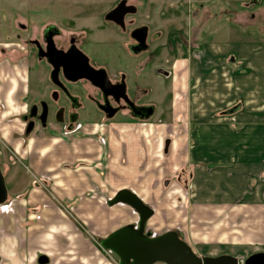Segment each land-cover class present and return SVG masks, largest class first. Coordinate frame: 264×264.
I'll return each mask as SVG.
<instances>
[{"label": "crops", "instance_id": "1", "mask_svg": "<svg viewBox=\"0 0 264 264\" xmlns=\"http://www.w3.org/2000/svg\"><path fill=\"white\" fill-rule=\"evenodd\" d=\"M142 1L133 0L136 4ZM234 1L142 3L149 12L152 4H166L165 9L159 6L162 16L169 10L186 13L201 34L214 20L217 26L221 24L219 29L206 32L209 34L200 50L192 49L193 129L173 138L156 123H133L121 125L117 131L110 128L104 146L94 139L82 143L76 154L73 151L66 158L69 163L78 160L79 168L62 171L60 184L17 189L11 201L0 206V264H38L40 256L47 259L46 264H102L105 252L95 243L94 231L83 226L87 227L84 221L101 219L103 195L109 200L117 191L129 189L153 210L146 225L156 214H162L160 218L166 223L164 212L170 197L164 193L165 170H176V166L181 170L190 163L193 174L187 183L193 189V250L212 246L222 251L214 256L232 255L239 264V253L264 246V24L255 11H249L246 0L236 1L243 5L238 13ZM260 2L252 0L259 13L263 8ZM235 13L254 20L249 26L258 21L259 34L246 36L243 32L240 36L238 26L245 28L246 24L244 18L233 22ZM149 21L157 22L163 32L169 24L165 17L155 21L149 16ZM181 30L167 34L165 41L173 43L177 38L181 47H186L187 33ZM189 32L193 34V30ZM220 35V43L213 40ZM198 39L193 41L200 42ZM5 76L6 71H0V80L6 81ZM11 92L0 89L3 105ZM81 161L90 166H82ZM7 190L10 192L9 187ZM136 220H124L122 226Z\"/></svg>", "mask_w": 264, "mask_h": 264}, {"label": "rangeland", "instance_id": "2", "mask_svg": "<svg viewBox=\"0 0 264 264\" xmlns=\"http://www.w3.org/2000/svg\"><path fill=\"white\" fill-rule=\"evenodd\" d=\"M260 1L261 4L259 6L263 7L260 9V13L257 12L258 7L252 3V0H246L245 4L249 7V11H255V16L262 18L261 22L264 24V0ZM114 2H109V0H0V42L7 36L6 31L12 32L13 34L14 32H18L17 26L19 23L40 30L46 24V21L53 15L61 20L63 15H65V19H73L78 9L94 10L96 8L100 11L99 13L101 15L103 11L112 6ZM135 2L137 3V1ZM144 2L145 0L138 3V6ZM242 4L244 3L242 2ZM164 5L166 4H152L148 14L150 15V19L155 21L160 18H166L169 24L164 28L165 33L162 29L158 28L159 25L156 24L157 22L151 23L152 29L161 31L160 43H163L167 34L176 31L177 28H182L181 31L187 33L185 37L186 47H181L182 45H180L177 38L174 39L173 43L166 41L165 47L161 50L159 58L155 61V65L160 64L158 66L169 71V74L164 71L166 76H153L155 82L152 81L150 83V93L148 99H145L144 102H149L155 106L154 117L147 120V123L158 124L157 120H160L163 124H160L159 128L163 130L165 135L179 138L191 132L193 129V122L191 121V119H193V115L191 114L193 110V87L190 86V84H193L192 49L199 47L200 50L202 45L201 42L204 41V39H206L205 37L209 34L206 32L219 29L221 24L217 26L218 21L214 20L213 25H210L207 30L204 29V32L201 34V29L198 30V28H193V20L190 22L186 13H178L177 11L169 10L162 16L161 12L158 10L160 9L159 6L165 9ZM192 5L193 4L190 5L191 8H193V6L195 7V5ZM235 5L237 6L235 8L237 13L243 11L241 2H236ZM138 8L141 11L142 8L146 9L144 6ZM237 13H235L233 22L239 23L237 19L244 17L237 15ZM244 20L246 24L244 26L245 28H239L238 26L240 36H244L245 34L246 36L259 34L261 30L258 28V21L257 25L249 26L254 24V20L251 21L248 18H244ZM172 21L177 23L173 22V24H171ZM98 23L103 27H107L102 21ZM83 27L87 26L84 25ZM190 30H193V34H189ZM113 31L110 28L101 31L97 30L94 31L96 35L92 36L102 38V42H110L116 39V35ZM262 31L264 34V27ZM176 32L179 33V31ZM243 32H245L244 35H242ZM23 35L25 34H22V37ZM197 36H200V38L198 39ZM197 39L200 42L195 43ZM213 40L220 43L223 39L220 35L217 39ZM158 44L159 43L155 42L154 46ZM103 47L108 50L116 49V46L113 48L109 46L108 43L103 44ZM4 58L0 59V65L3 64L2 62L6 60L7 57ZM10 58L13 59V57ZM8 60L10 61V59ZM152 72L153 71H150V73ZM129 73L131 74V71H129ZM10 77L14 81L12 85L2 78L0 80V89L4 92L10 90V87L11 89L14 87V91L17 93L16 96H18L23 92L21 90L23 89L24 82H22L21 77L25 79L24 75L13 74ZM42 79L45 81V77H42ZM9 102H13L11 98H8L6 103L4 102L5 106L3 109L0 108V152H3V154L0 155V169L3 173L5 184H7L10 190V192H8L7 201H11L17 189L24 190L25 187L30 185H53L57 183V181L59 182V179L62 178V173H66L67 167H71L72 169L79 168L78 165L80 162H78V160L69 163L66 161V158L73 151L76 154L79 147L83 145L82 143L86 142V144H88L87 142L93 141L94 139L104 146L105 134L110 131V128H114L113 130L117 131V127L121 125L125 127L127 124L137 123V121L131 120L127 115H118L108 121L96 116V119L85 120L80 130L71 133L61 130L55 135H52L47 131L36 129L30 135L24 136V124L18 118V112H22L23 108L21 109L16 106L17 104L13 105ZM119 130L121 131L120 128ZM168 145L166 144L167 148L170 147H168ZM81 164L85 166L83 161H81ZM85 164V167L90 166L88 162H85ZM176 167V170L171 171H167V168L164 174L165 180L163 179L166 186L164 193L170 197L167 199L165 206L166 211L164 212L166 223H163V219L160 218L162 214H156V217L151 220L149 225H145V228L146 231L150 232L152 235L162 234L168 230L176 231L193 250V246H195L193 245V189H190L187 183L188 178H191L193 174V172L192 174L190 173L193 171V164H185L181 170L180 167ZM60 183L61 182L58 184ZM20 184H22L20 188L15 187V185L20 186ZM58 189L61 190L60 188ZM100 200L103 212L102 215L99 216L101 219L97 221L93 220L92 222L89 220L84 221L87 227L86 225H82L84 230L88 232L90 230L94 231V234H96L95 243L97 244L100 239L106 237L111 231L122 226L124 220H135L137 218V215L125 205L116 204L109 206L107 204L108 197L104 195ZM6 203L7 202H5V204ZM174 217L176 218L173 219ZM112 220L113 222L111 225L107 226V221ZM148 221L146 224H148ZM38 222L41 221L39 220ZM78 224L80 225L81 223ZM68 225H70L69 221H67L65 225V227L69 229ZM79 225H77V227H79ZM85 235L87 237V234ZM261 247H249L246 248L245 251L239 253V264H243V259L251 254L257 252L264 253V246ZM100 250L103 251L102 249ZM198 250L200 249L197 248L193 250L198 256L213 257L214 255L222 254V251H218L212 246H209L208 249L204 251ZM103 255L102 264H117L118 260L113 254L105 252Z\"/></svg>", "mask_w": 264, "mask_h": 264}, {"label": "flooded vegetation", "instance_id": "3", "mask_svg": "<svg viewBox=\"0 0 264 264\" xmlns=\"http://www.w3.org/2000/svg\"><path fill=\"white\" fill-rule=\"evenodd\" d=\"M142 6L133 0H116L101 15L97 8L78 9L73 19L53 15L40 30L19 23L18 32L6 31L0 42V59L7 58L0 71H6L10 85L14 82L11 75H24L22 95L16 96L11 87L6 91L11 92L12 104L23 108L18 118L24 124V136L36 129L52 135L61 130L71 133L96 116L108 121L127 115L136 124H147L154 117L155 106L144 101L150 83L155 82L153 76H166V70L155 65L166 39L160 43V31L152 29L149 11ZM109 15L112 18L106 19ZM107 28L114 30V41L102 42V38L92 36L94 31ZM155 42L159 44L154 46ZM105 43L116 49L104 48ZM84 71H94L96 82H102L99 79L103 76L106 89L79 78ZM148 106L153 110L147 117L141 108ZM0 108H4L1 100ZM157 123L163 124L160 120ZM29 126L32 129L26 133Z\"/></svg>", "mask_w": 264, "mask_h": 264}, {"label": "water", "instance_id": "4", "mask_svg": "<svg viewBox=\"0 0 264 264\" xmlns=\"http://www.w3.org/2000/svg\"><path fill=\"white\" fill-rule=\"evenodd\" d=\"M255 2V1H254ZM110 15L106 19H111ZM79 78H85L103 90L106 81L103 76L96 82L94 71H84ZM148 116L152 115V106L141 108ZM233 110L229 111L232 113ZM115 111L108 115L110 119ZM32 129L29 126L26 133ZM8 199V190L3 173L0 169V205ZM109 206L122 204L129 207L136 215L134 223L126 224L102 238L98 245L104 252H109L117 258V264H238V259L232 255L198 256L192 248L179 236L176 231L170 230L159 235H152L146 231V222L152 217L153 210L129 189L117 191L108 201ZM38 264H46L47 259L40 256ZM243 264H264V253L258 252L249 255Z\"/></svg>", "mask_w": 264, "mask_h": 264}, {"label": "built area", "instance_id": "5", "mask_svg": "<svg viewBox=\"0 0 264 264\" xmlns=\"http://www.w3.org/2000/svg\"><path fill=\"white\" fill-rule=\"evenodd\" d=\"M4 205V204H3ZM0 206H2V205H0Z\"/></svg>", "mask_w": 264, "mask_h": 264}]
</instances>
